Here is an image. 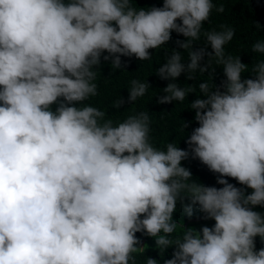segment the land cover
<instances>
[{
  "label": "clouds",
  "instance_id": "clouds-1",
  "mask_svg": "<svg viewBox=\"0 0 264 264\" xmlns=\"http://www.w3.org/2000/svg\"><path fill=\"white\" fill-rule=\"evenodd\" d=\"M213 8V0L148 9L133 0H0V264H135L133 254L145 251L137 233L155 238L163 254L174 246L163 264H264L255 244L264 243V214L251 207H264V61L255 79H242L247 65L224 55L233 29L204 33L211 51L193 49L184 64L174 50L158 69L162 80H192L207 71L205 57L224 65L226 79L211 89L201 83L205 98L191 103L199 126L187 149L154 147L146 112L113 124L84 103L98 95L101 58L117 69L127 64L121 57L150 60L173 31L187 38L176 41L180 48H193ZM253 51L264 53V41ZM132 84L116 108L150 86ZM163 91L159 104L190 93L175 82ZM190 155L222 187L188 183L181 162ZM178 200L189 217L198 206L215 223L174 244Z\"/></svg>",
  "mask_w": 264,
  "mask_h": 264
},
{
  "label": "trees",
  "instance_id": "trees-1",
  "mask_svg": "<svg viewBox=\"0 0 264 264\" xmlns=\"http://www.w3.org/2000/svg\"><path fill=\"white\" fill-rule=\"evenodd\" d=\"M213 4L214 8L209 20L203 23L200 39L192 41L193 48H180L176 41H185L187 38L173 31L171 40L164 46L149 50L152 54L150 60L140 61L135 57H121L122 61H127V64L125 67L117 69L111 65V61L105 62L101 58V65L98 69H94L96 79L93 81L97 85L98 95L89 97L84 103L104 111L106 113L105 120L111 119L113 124L123 122L129 116L146 112L150 119V141L154 147L166 151L167 144L173 143L176 147L187 149L186 140L192 130L199 126L194 119L195 110L191 109V103L197 98H205L199 85L207 83L211 89L214 85H220L226 78L223 74L224 65L218 63L217 58L212 56L205 57L204 61L201 62L202 65L208 64L207 71L200 72L197 70L192 74L194 77L192 80L187 79V73H182L175 81L162 80L157 75L158 69L167 62L173 51H180L182 63L187 64L189 52L193 49L208 47V51H211L204 33L221 32L231 28L234 30V36L231 41L224 45V55L225 58L231 56L233 60L240 58L241 62L247 65L242 73V79H255L253 68L257 63L264 61V53L253 51V45L257 41H264V0H213ZM133 6L137 9H148L153 6L162 7L163 0H133ZM220 7L224 9L223 12L216 10ZM134 80L150 85L145 95L138 97L133 103H125L123 107L116 108L117 101L127 100ZM170 82L177 83L182 89L190 90V93L183 102L174 100L168 104L157 103L160 97L166 95L163 89ZM221 90L223 91V89ZM76 106L79 107L80 105L77 104ZM55 107L56 105L52 106L53 111ZM185 123L189 124L187 128L184 127ZM181 164L192 173V178L188 183L195 182L204 186L222 187L217 183L218 174L209 171L205 165L198 159H193L191 155ZM227 179L229 183L242 187L235 180ZM246 192L250 193L251 189H247ZM181 196L190 197L191 193L184 191ZM184 203H189L187 198H185ZM251 207L254 211L264 214V207ZM202 216L198 206H193V215L189 217L178 200L177 209L173 214L178 227L169 238L175 244L177 241H182L183 235L188 229L199 231L204 225L209 227L214 225V220H204ZM137 236L142 239L145 251L143 254H133L135 264H145L147 257L157 259L159 264H163L164 259L171 258L174 246L163 254L161 250L156 248L155 238L144 237L140 233H137ZM255 244L256 250L264 248V243L259 237L255 238Z\"/></svg>",
  "mask_w": 264,
  "mask_h": 264
},
{
  "label": "rangeland",
  "instance_id": "rangeland-1",
  "mask_svg": "<svg viewBox=\"0 0 264 264\" xmlns=\"http://www.w3.org/2000/svg\"><path fill=\"white\" fill-rule=\"evenodd\" d=\"M174 219V218H173ZM174 220H176V219H174ZM144 237H147V236H144Z\"/></svg>",
  "mask_w": 264,
  "mask_h": 264
}]
</instances>
